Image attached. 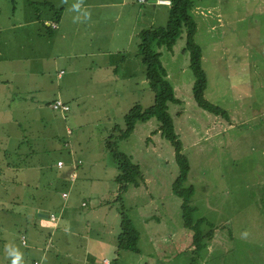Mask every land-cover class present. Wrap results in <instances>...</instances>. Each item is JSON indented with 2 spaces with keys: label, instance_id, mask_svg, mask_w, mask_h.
<instances>
[{
  "label": "crops",
  "instance_id": "crops-1",
  "mask_svg": "<svg viewBox=\"0 0 264 264\" xmlns=\"http://www.w3.org/2000/svg\"><path fill=\"white\" fill-rule=\"evenodd\" d=\"M16 1L0 17L1 106L6 114L21 111V119L6 117L0 128L1 156L18 158L0 168V187L7 188L0 208L16 219L9 226L18 233L20 253L29 254L28 264H151V253H142L141 236L139 254L117 251L120 227L113 204L118 173L108 174L107 166L96 173L90 158L99 150L107 152L108 134L117 133L120 123L124 128L123 116L135 99L153 92L138 55V35L165 26L169 6L152 0ZM192 1L194 11L199 7L216 14L217 19L199 15L206 31L207 26L223 28L231 22V12L249 16L257 11L250 16L253 21L264 12V0H226L228 8L222 0ZM235 18L243 20L242 14ZM57 99L69 109L54 111L51 105ZM15 133L17 142L7 143ZM51 154L53 165L44 157ZM32 155H40L42 163L32 167ZM45 174L46 182L40 181ZM20 187L24 197L16 195ZM152 231L144 240L151 247L161 242ZM8 260L0 264H12ZM23 263L17 256L16 264Z\"/></svg>",
  "mask_w": 264,
  "mask_h": 264
},
{
  "label": "rangeland",
  "instance_id": "rangeland-1",
  "mask_svg": "<svg viewBox=\"0 0 264 264\" xmlns=\"http://www.w3.org/2000/svg\"><path fill=\"white\" fill-rule=\"evenodd\" d=\"M225 1L222 0V5L228 8L229 3ZM198 9L194 11L192 8V15L198 29L194 40L202 48V68L207 77L204 97L226 110L228 119L204 111L194 101L191 91L194 76L189 66V52L183 50L184 35L177 40L173 51H164L161 58L175 97L180 100L179 104L169 105V112L190 163L186 185H193L195 189L191 204L197 207L198 215L205 216L214 225L213 237L210 241L207 239L204 258L197 264H264V12L254 21L250 16L255 17L257 11H251L249 16L245 11L231 12L235 15L233 20L227 18L231 22L217 29L211 27L209 30L207 26L206 31L205 25L200 27L199 15L217 19L216 14ZM240 14L243 20L236 21L235 17ZM141 94L142 100L137 102L136 98L133 106L146 108L152 105L154 93ZM2 103L0 97V128L8 118L21 119V111L6 114ZM124 108L122 101L120 110ZM158 125L155 118L136 123L135 131L129 137L117 139L115 148L138 163L143 175L140 186L128 190L135 189L134 192L123 194L124 207L138 220L143 238L142 253H151V264H191L192 232L183 227L181 199L171 191L178 174L174 149L157 131ZM116 127L123 128V125L120 123ZM108 135L106 141L117 136L113 132ZM16 136L15 133L6 142L12 145L17 142ZM92 141L96 143L95 139ZM83 154L88 156L85 151ZM44 157L50 158V164L55 163L52 162L53 154ZM17 159L15 155L7 159L3 156L0 168L4 162ZM90 159L96 173L101 174L106 166L108 170L105 172L110 175L119 172L108 150L103 153L99 150ZM30 161L33 167L40 165L42 158L32 155ZM48 177L41 175L39 180L46 182ZM20 188L16 195L24 197L23 188ZM5 189L0 187V207H3L5 197L1 194ZM26 199L31 200L29 195ZM155 216L160 220H155ZM14 221L15 218L0 208L3 251L0 263L3 259L17 261V256H22L23 264H28L30 256L20 253L23 247L18 243V233L9 226ZM149 229L161 239L152 247L144 241L150 238ZM104 263L109 261L104 260Z\"/></svg>",
  "mask_w": 264,
  "mask_h": 264
},
{
  "label": "trees",
  "instance_id": "trees-1",
  "mask_svg": "<svg viewBox=\"0 0 264 264\" xmlns=\"http://www.w3.org/2000/svg\"><path fill=\"white\" fill-rule=\"evenodd\" d=\"M15 3H17L16 0H0V17L4 13H10L12 11L10 8H13ZM192 8V0H170L166 25L145 29L139 33L137 50L143 64L146 66V77L154 93L153 103L146 108L140 105L130 108L123 116L124 128H116L117 136H111L114 140L106 141V147L119 169L116 176L119 191L113 204L114 209L118 213L117 220L120 227L117 236V251H129L131 254L136 255L140 253V229L136 217L131 216V213H128L126 207H124L123 194H126L129 187H139L143 181V175L140 165L132 162L129 155L120 152L115 147L117 141L127 138L133 132L136 123L146 122L151 118H155L158 121L157 131H160V135L174 149L178 174L172 182L171 191L181 199L180 210L183 227L192 232L191 245L193 250L190 262L191 264H197L199 260L204 258L205 251H207V239L208 241L212 239L214 225L205 216L198 215L197 207L191 204L195 189L193 185H186L190 172V163L187 154L183 152V143L175 132L174 121L169 112V105L179 104L180 100L175 97L174 87L167 78V71L161 60L163 52H171L177 40L183 35L185 36V47L183 50L189 52V66L194 76L191 88L194 101L198 107L214 116L228 119V114L226 110L204 97L207 77L202 68V48L194 40L197 26L192 15ZM154 219L160 220L156 216ZM16 223L14 221V224ZM21 240L25 244L23 235ZM195 256L198 257L196 258Z\"/></svg>",
  "mask_w": 264,
  "mask_h": 264
},
{
  "label": "built area",
  "instance_id": "built-area-1",
  "mask_svg": "<svg viewBox=\"0 0 264 264\" xmlns=\"http://www.w3.org/2000/svg\"><path fill=\"white\" fill-rule=\"evenodd\" d=\"M146 0H139V2H145ZM156 4H161V5H167L169 6L170 5V0H155L154 1ZM51 107L54 109V110H59L60 112H64V111H67L69 109V107L67 105H65L60 99H57L55 100ZM59 166L62 165V162H58L57 163ZM50 219L51 220H54L55 217L53 215L50 216ZM35 264H38V263H35ZM107 264V263H105ZM109 264V263H108Z\"/></svg>",
  "mask_w": 264,
  "mask_h": 264
},
{
  "label": "clouds",
  "instance_id": "clouds-1",
  "mask_svg": "<svg viewBox=\"0 0 264 264\" xmlns=\"http://www.w3.org/2000/svg\"><path fill=\"white\" fill-rule=\"evenodd\" d=\"M12 264H16V260L15 259L13 260Z\"/></svg>",
  "mask_w": 264,
  "mask_h": 264
},
{
  "label": "water",
  "instance_id": "water-1",
  "mask_svg": "<svg viewBox=\"0 0 264 264\" xmlns=\"http://www.w3.org/2000/svg\"><path fill=\"white\" fill-rule=\"evenodd\" d=\"M152 1H155V0H152Z\"/></svg>",
  "mask_w": 264,
  "mask_h": 264
}]
</instances>
